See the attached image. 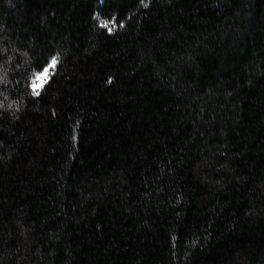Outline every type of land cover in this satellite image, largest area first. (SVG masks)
Wrapping results in <instances>:
<instances>
[{"label": "trees", "instance_id": "16d2710c", "mask_svg": "<svg viewBox=\"0 0 264 264\" xmlns=\"http://www.w3.org/2000/svg\"><path fill=\"white\" fill-rule=\"evenodd\" d=\"M145 3L0 0V264H264V0Z\"/></svg>", "mask_w": 264, "mask_h": 264}, {"label": "snow or ice", "instance_id": "6c2138e0", "mask_svg": "<svg viewBox=\"0 0 264 264\" xmlns=\"http://www.w3.org/2000/svg\"><path fill=\"white\" fill-rule=\"evenodd\" d=\"M140 3L144 7L148 6L145 3V0H140ZM94 18L99 22V26L106 29L109 33H112L114 28L117 26L115 18L101 19L100 13H96ZM119 26L123 27V22H120ZM58 64L59 55L54 54L48 57L45 62H43V67L40 68V70L33 72L30 83L33 95L38 96L41 90L49 83V80L52 77L53 73L56 71Z\"/></svg>", "mask_w": 264, "mask_h": 264}]
</instances>
